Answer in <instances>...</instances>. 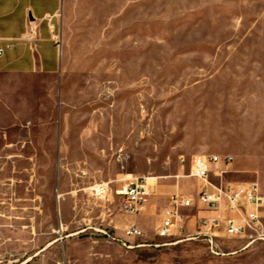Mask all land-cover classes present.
Masks as SVG:
<instances>
[{"label":"rangeland","instance_id":"rangeland-1","mask_svg":"<svg viewBox=\"0 0 264 264\" xmlns=\"http://www.w3.org/2000/svg\"><path fill=\"white\" fill-rule=\"evenodd\" d=\"M56 36L40 117L0 145V264H264L256 236L215 254L186 240L194 223L156 234L173 195L197 197L196 155H231L264 196V0H71ZM136 178L142 215L115 193ZM139 219L143 238L125 237Z\"/></svg>","mask_w":264,"mask_h":264},{"label":"crops","instance_id":"crops-1","mask_svg":"<svg viewBox=\"0 0 264 264\" xmlns=\"http://www.w3.org/2000/svg\"><path fill=\"white\" fill-rule=\"evenodd\" d=\"M70 3L71 0H0V46L10 45L0 59V145L6 139L5 149L18 148V141H11L18 139L20 132L26 134L32 130L48 100L49 95L40 98L37 94L36 83L44 79L49 82L51 76L59 75L64 68V43L57 42L56 29L65 26ZM46 92H50L48 83ZM210 156L223 160L215 154L204 157ZM226 157H231L233 162L231 155ZM232 162L214 165L213 170L219 171L215 177L223 183L248 184L242 179L246 170L239 164L230 170ZM227 173L234 174L235 180L225 182ZM184 215L189 225L197 226L200 219L217 214L196 209L186 210ZM141 223L139 219L133 224L139 227Z\"/></svg>","mask_w":264,"mask_h":264},{"label":"built area","instance_id":"built-area-1","mask_svg":"<svg viewBox=\"0 0 264 264\" xmlns=\"http://www.w3.org/2000/svg\"><path fill=\"white\" fill-rule=\"evenodd\" d=\"M8 48L10 45L0 46V59ZM221 162L229 165L232 158L221 160L217 156H200L192 160L190 177L200 181L202 187L197 197L173 195L162 212V220L156 231L157 237L169 239L185 235L188 217L186 218L184 211L197 209L217 215L200 219L197 232L186 240L201 239L207 243L212 253L218 254V239L221 238L251 235L264 241V196L259 185L222 181L214 183L211 175L219 176V171H214L213 166ZM115 193L124 201L128 212L138 215L147 209L152 197L148 182L137 178L121 186ZM124 235L129 239H141L144 233L137 225L132 224L125 229ZM182 241L185 240H178L174 244Z\"/></svg>","mask_w":264,"mask_h":264},{"label":"bare ground","instance_id":"bare-ground-1","mask_svg":"<svg viewBox=\"0 0 264 264\" xmlns=\"http://www.w3.org/2000/svg\"><path fill=\"white\" fill-rule=\"evenodd\" d=\"M251 244H252V243H251ZM251 244H250V245H251ZM250 245H249V246H250Z\"/></svg>","mask_w":264,"mask_h":264}]
</instances>
